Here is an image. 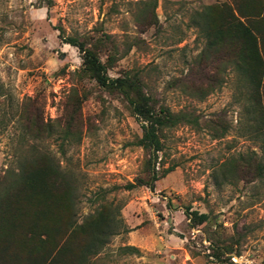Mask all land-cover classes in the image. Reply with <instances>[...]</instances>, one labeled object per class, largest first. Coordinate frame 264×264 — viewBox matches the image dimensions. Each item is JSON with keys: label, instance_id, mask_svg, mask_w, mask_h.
<instances>
[{"label": "rangeland", "instance_id": "obj_1", "mask_svg": "<svg viewBox=\"0 0 264 264\" xmlns=\"http://www.w3.org/2000/svg\"><path fill=\"white\" fill-rule=\"evenodd\" d=\"M142 1L149 0H0V176L16 167L31 142L21 137L22 115L37 111L44 124L59 129L74 87L85 96L80 139L64 141L60 149L56 133L40 145L75 180L79 217L106 202L118 208V233L105 248L104 264H264V172L247 180L230 163L254 152L264 166V137L246 131L237 74L227 69L225 81L202 98L191 82L184 90L169 83L177 77L197 81L191 68L205 40L194 13L228 0H156L158 25L144 30L138 15ZM60 31L92 39L110 34L118 58L108 76L138 71L159 104L174 112L191 110L201 119L223 113L226 133L214 138L203 123L198 129L182 124L166 130L154 170L172 169L153 189L121 188L137 176L149 177L145 153L135 143L142 121L119 93L76 72L80 54L63 42ZM100 56L105 60L104 53ZM186 206L208 213V222L190 228ZM231 236L239 240V255L225 253L230 255L225 263L206 256L211 244L225 250ZM185 244L197 255L192 257ZM124 245L138 253H120Z\"/></svg>", "mask_w": 264, "mask_h": 264}, {"label": "trees", "instance_id": "obj_2", "mask_svg": "<svg viewBox=\"0 0 264 264\" xmlns=\"http://www.w3.org/2000/svg\"><path fill=\"white\" fill-rule=\"evenodd\" d=\"M141 5L138 14L143 24L141 29L158 25L154 13L156 0L142 1ZM193 22L205 40L191 68L199 77L197 81L177 77L169 82L170 86L180 85L184 90L185 84L191 82L195 95L202 98L225 81L227 69L233 70L244 90L246 131L253 138L264 137V0L206 4L194 13ZM59 34L64 43L78 49L81 66L76 72L94 80L109 93H119L132 113L142 121V134L135 143L145 153L144 170L149 171V177L137 176L121 188L130 190L144 185L153 189L154 182L172 169L165 168L161 174L154 170L166 130L182 124L198 129L203 123L214 138L226 133L228 124L222 118L223 113L201 119L191 110L174 112L159 104L145 90L138 71L126 70L116 77L108 76L107 70L118 58L117 46L111 42L110 34L94 39L86 35L65 37L61 31ZM109 42L111 46L107 48ZM101 53L106 55L105 60L101 59ZM84 97L76 88H71L70 102L58 119L64 125L58 124L57 130H53L51 124H44L37 111L22 115L21 137H27L31 142L16 167L8 168L0 176V264H104L105 248L118 233V208L106 202L79 217L75 180L40 145L42 140L56 133L61 140L60 149L64 141L80 139L83 124L80 107ZM230 163L235 173L247 180L263 176L264 166L255 158L254 152L240 154ZM185 215L190 228L209 219L208 213L189 206L185 207ZM230 240L231 244L225 250L211 244L212 252L206 256L214 262L225 263L230 259V255L224 256L225 253L235 251L239 255V240L232 236ZM184 247L192 257L197 255L188 244ZM118 250L122 254L138 253L131 245L120 246Z\"/></svg>", "mask_w": 264, "mask_h": 264}]
</instances>
